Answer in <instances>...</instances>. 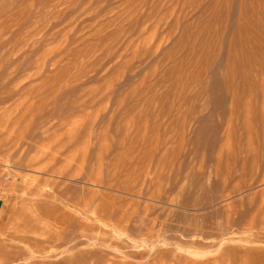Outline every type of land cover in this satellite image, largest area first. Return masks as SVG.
<instances>
[{"label": "rangeland", "instance_id": "374dc122", "mask_svg": "<svg viewBox=\"0 0 264 264\" xmlns=\"http://www.w3.org/2000/svg\"><path fill=\"white\" fill-rule=\"evenodd\" d=\"M0 264H264V0H0Z\"/></svg>", "mask_w": 264, "mask_h": 264}, {"label": "bare ground", "instance_id": "6f19581e", "mask_svg": "<svg viewBox=\"0 0 264 264\" xmlns=\"http://www.w3.org/2000/svg\"><path fill=\"white\" fill-rule=\"evenodd\" d=\"M49 195H50V194H49ZM17 199H18V198H17ZM60 201H61V200H60ZM22 202H23V201H22ZM88 202H89V201H88ZM84 204H85V203H84ZM8 205H9V204H8ZM46 205H47V204H46ZM99 205H100V204H99ZM99 205L96 206V210L101 209V207L99 208ZM11 207H12V206H11ZM16 207H17V206H16ZM77 207H78V206H77ZM91 207H92V206H91ZM4 208H5V207H4ZM107 208H108V207H107ZM50 210H51V209H50ZM53 210H54V209H53ZM105 210H106V209H105ZM106 211H107V210H106ZM47 212H48V211H47ZM65 212H67V211H65ZM82 212H83V211H82ZM86 212H87V211H86ZM110 212H112V211H110ZM54 213H55V211H54ZM99 213H100V212H99ZM123 213H124V212H123ZM105 214H107V213H105ZM110 214H111V213H110ZM110 214H109V215H110ZM111 215H112V214H111ZM111 215H110V216H111ZM48 216H49V215H48ZM123 216H124V215H123ZM56 217H57V216H56ZM62 217H63V216H62ZM113 217H114V215H113ZM49 218H50V217H49ZM123 218H124V217H123ZM123 218H122V219H123ZM50 219H51V218H50ZM119 219H121V218H119ZM119 219H117L116 222H118ZM35 220H36V219H35ZM43 220H44V218H43ZM107 220L109 221V219H107ZM47 221H49V220H47ZM47 221L45 220V222H44L45 227L47 226V225H46V224L48 223ZM53 221H54V220H53ZM53 221H50V222H51L50 224L48 223V224H49L48 227H49L50 225L53 224V223H52ZM58 221L60 222L59 218H58L57 222H58ZM110 221L112 222V220H110ZM110 221H109V222H110ZM127 221H128V220H127ZM35 222H36V221H35ZM54 222H55V221H54ZM119 222H120V223H119ZM119 222H118V224H121V221H120V220H119ZM61 223H62V221H61ZM116 224H117V223H116ZM27 225H28V224H27ZM29 225H30V227H31L32 224H29ZM54 225H56V224H53L52 226H54ZM60 225H62V224H60ZM96 226H97V225H96ZM25 227H26V226H25ZM86 227H88V226H86ZM86 227H85L84 229H86ZM27 228H28V227H27ZM42 228H43V227H42ZM72 228H73V227H72ZM30 229H31V228H30ZM30 229H29V230L26 229V230L31 232L33 229H32V230H30ZM42 230H43V229H42ZM44 230H45V229H44ZM88 230H90V229H88ZM121 230H123V228H122ZM6 231H7V230H6ZM27 231H25V232H27ZM33 231H34V230H33ZM52 231H53V230H52ZM72 231H73V230H72ZM80 231H82V230H80ZM54 232L56 233L57 231L54 230ZM78 232H79V231H78ZM50 233H51V231H50ZM55 233H54V234H55ZM58 233H59V232H58ZM51 234H52V233H51ZM60 234H61V233H60ZM52 235H53V234H52ZM71 235H72V234H71ZM56 236H57V234H56ZM52 242H53V241H52ZM69 242H70V241H69ZM33 246H34V245H33ZM35 249H36V248H35Z\"/></svg>", "mask_w": 264, "mask_h": 264}]
</instances>
